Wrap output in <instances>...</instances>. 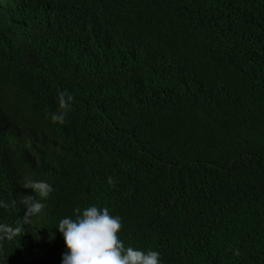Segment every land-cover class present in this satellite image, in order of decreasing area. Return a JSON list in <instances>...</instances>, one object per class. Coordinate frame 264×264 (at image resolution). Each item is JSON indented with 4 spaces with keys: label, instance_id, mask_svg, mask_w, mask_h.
Listing matches in <instances>:
<instances>
[{
    "label": "trees",
    "instance_id": "obj_1",
    "mask_svg": "<svg viewBox=\"0 0 264 264\" xmlns=\"http://www.w3.org/2000/svg\"><path fill=\"white\" fill-rule=\"evenodd\" d=\"M25 177L0 264H62L92 205L161 264H264V0H0V224Z\"/></svg>",
    "mask_w": 264,
    "mask_h": 264
},
{
    "label": "clouds",
    "instance_id": "obj_2",
    "mask_svg": "<svg viewBox=\"0 0 264 264\" xmlns=\"http://www.w3.org/2000/svg\"><path fill=\"white\" fill-rule=\"evenodd\" d=\"M58 110L52 113L53 123L64 124L72 110L73 97L66 92L58 94ZM31 147L30 142L26 145ZM115 181L109 177L108 184L114 185ZM22 187L31 189L36 193L24 195L22 203L26 212L16 227L0 224V241L13 240L20 236L23 225L31 224L32 217L38 216L45 208L41 201L47 200L53 188L46 182L34 181L25 177ZM15 207L0 200V208L7 210ZM58 230L64 238L67 251L62 256V264H161L160 253L154 250H137L132 246L126 247L120 239L119 233L123 228L121 218L110 214L107 207L100 208L96 205L83 209H75V219L62 218ZM234 255H240L238 249L233 250Z\"/></svg>",
    "mask_w": 264,
    "mask_h": 264
}]
</instances>
